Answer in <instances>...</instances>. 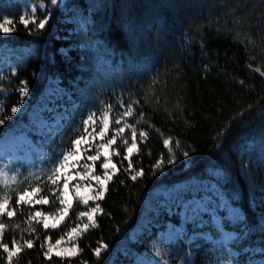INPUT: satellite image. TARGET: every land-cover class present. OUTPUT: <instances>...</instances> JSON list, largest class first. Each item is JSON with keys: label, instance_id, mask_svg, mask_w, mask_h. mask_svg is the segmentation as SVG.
I'll list each match as a JSON object with an SVG mask.
<instances>
[{"label": "trees", "instance_id": "trees-1", "mask_svg": "<svg viewBox=\"0 0 264 264\" xmlns=\"http://www.w3.org/2000/svg\"><path fill=\"white\" fill-rule=\"evenodd\" d=\"M46 7L52 8L50 0ZM8 11L12 31L6 36L0 33V49H10L16 56L8 67H0V98L7 105L0 108L4 121L0 139L15 128L29 139L39 138L29 121L47 102L49 86L60 94L48 101L51 108L42 111L48 124L57 121L56 110L67 111L65 120L55 123L57 131L49 140L52 153L55 146L60 154L71 152V141L85 135L82 120L90 113L102 116L109 106V138L113 130L130 125L112 146L110 159L118 172L107 182L104 199L95 203L102 209L95 217L97 226L74 241L75 256L49 253V259L44 253L80 224L79 212L85 206L74 202L57 228L45 229L35 212L56 213L59 188L52 193L55 187L46 178H37L32 186L41 189V197L49 203L32 206L16 204L20 191L9 193L7 210L0 215L4 225L0 243L11 249L15 240L22 248L12 264H129L166 222H181L177 212H160L149 231L131 240L146 201L158 188L193 179L213 181V191L224 198L222 210H216L222 230L234 238L225 246L208 242L206 249L203 245L192 249L193 243L180 235L169 244L170 262L204 264L205 258L206 264H253L264 257L259 229L264 220V0H65L62 8L51 11L43 30L35 23L25 27L18 9ZM67 14L93 23L109 60L118 67L107 84L92 82L89 63L76 51L64 50L79 36L65 19ZM46 15L38 9L37 23ZM25 85L29 94L22 98L19 88ZM24 105L28 109L22 113ZM129 105L133 114L124 117ZM12 107L18 112L13 114ZM117 119L121 124L115 123ZM133 128L139 148L131 158L134 171H144L135 182L124 159ZM140 131L147 133L143 143ZM164 139L171 140L175 163H166L169 151ZM161 157L165 166L153 175V165ZM227 206L243 218L228 217ZM7 211L14 215L9 217ZM209 228L217 233L212 225ZM28 239L33 241L30 249L24 243ZM101 244L107 247L97 258L94 250ZM0 264H9L3 248Z\"/></svg>", "mask_w": 264, "mask_h": 264}, {"label": "rangeland", "instance_id": "rangeland-1", "mask_svg": "<svg viewBox=\"0 0 264 264\" xmlns=\"http://www.w3.org/2000/svg\"><path fill=\"white\" fill-rule=\"evenodd\" d=\"M39 3L41 2L38 0H0V24L4 23V17L9 18L6 13L11 9H18L21 14L27 13L28 18H30V9L33 6L38 7ZM65 19L72 23L73 31L79 36L64 50L76 51L81 55L82 60L86 64L89 63L88 67L93 75L91 79L92 82L103 85L107 84L109 82L108 79L114 77L115 73H118V67L109 60L106 48L99 41L93 23L88 18L82 17L81 15L67 14ZM4 27L10 28V24H4ZM0 33L3 36L8 35L4 34L2 31H0ZM12 56H16L14 51L5 48L1 49L0 67L3 66L2 64H4L3 67H8L12 62ZM56 89L57 88L54 86L48 87L46 93L47 102L43 103L39 107V111L34 112L30 118L29 123L31 124V129L35 134L41 135L39 140H30L17 130L8 132L0 139V202L7 200L9 203L7 196L11 192H16V190L20 191L17 194L18 199L20 194L24 191L32 193V189L35 188L32 186L33 181L41 177L46 178L51 187H55L52 188V193H57L59 188V199H64V197L60 195L61 192L65 191L63 189V178L64 176H71L74 178H69V199L73 200V203L77 201L85 206L81 198L94 194V191H99L104 186L100 181L93 179V176H100L101 180L105 181L106 184L109 181L104 173L107 171L109 175L112 174L111 165L107 170L101 168L100 165L104 162L106 154L111 157L113 145L110 146L107 152L104 148L99 147V145L111 139L109 138L111 124L104 139H101L97 135L94 141H89L93 145L91 151H86L78 155L79 167L69 168L68 171L64 172L57 185L51 183L49 179V176L52 174L51 170L54 163L58 162L57 157L62 158L63 154L59 153L60 150L57 149L56 146L53 148L54 153H52L50 151L51 142L49 140L52 135L56 133L55 131H57V129L55 130V123L63 122L67 117V111L64 108L56 110L54 114L57 121L52 122V124H48L49 121L43 117L42 111L51 108L48 101L52 103L55 101L56 97L59 98L60 92ZM76 105L77 104H73V106ZM26 109H28V105H24L22 113H24ZM41 120L44 121L46 126L41 127ZM102 126V116L96 115V131L99 132ZM89 131H91V128H89ZM74 151L75 149L73 147L71 152ZM98 153L99 159L97 161L92 162L87 159L89 155H96ZM72 163H76V161ZM84 165H88V167H84ZM98 171L101 172V175L96 174ZM77 172L80 174L77 175ZM215 173L219 174L221 172L215 171ZM87 185H91L92 187H86ZM214 189L215 185L213 181L207 182L206 180L184 181L172 188L156 189L152 196L146 201L137 225L130 232L131 240L135 241L139 234H142L145 230L149 231L151 226L154 225L155 219H159L158 214L160 212H177L181 222L179 225L166 222L165 229L159 230L155 238L145 246L146 248L143 253L135 255L132 258V262L129 264H144V262H154V264H184V262H170V256L168 255L170 242L180 235L186 236V241L188 243H193L191 246L192 249H197L202 245L206 249V243L208 242L222 244L223 246L229 243L234 238V235H230L222 230L219 215L216 213V210L218 212L222 210L224 198L217 191H213ZM42 194L43 192L40 189L32 193L31 199L25 197V200L21 202L31 206L38 205L34 202L36 199L42 198ZM95 203L96 201H90L89 205L85 206V211L95 206ZM65 206H67V202L65 205L60 204V209ZM59 210L54 214H41L39 217L35 216V219L40 221L43 225L44 217L48 216L49 228H52L51 224L53 221L59 218ZM227 216L234 219L242 218L241 212L230 206H227ZM80 220L81 228L84 223H88L87 217L80 218ZM62 222L63 221H61V223ZM211 225L219 234L218 236L217 233L209 228ZM259 229L264 243V220L260 221ZM60 240V245H56L55 243L48 245V249L49 247L55 246L51 252L52 254H56L58 251L63 253L66 248L71 246V242L68 241L67 235ZM157 251L160 253L159 256L156 255ZM59 256L69 257L67 255ZM191 256L192 253L188 255V259L191 258ZM203 262L206 264L205 258H203ZM224 264L235 263L228 261ZM257 264H264V258Z\"/></svg>", "mask_w": 264, "mask_h": 264}, {"label": "snow or ice", "instance_id": "snow-or-ice-1", "mask_svg": "<svg viewBox=\"0 0 264 264\" xmlns=\"http://www.w3.org/2000/svg\"><path fill=\"white\" fill-rule=\"evenodd\" d=\"M50 4L52 6L51 9L46 7V0H42V2L39 3L38 7L33 6L30 9V13H31L30 18H28L27 13L21 14L19 17L20 22L23 23L25 25V27H27L29 23H35L36 28L38 30L45 29L46 24L49 22L51 11L54 9H57V8H62L65 4V0H50ZM38 8L46 11L48 13V15H46L43 19H39V21L37 23L36 13H37ZM11 23H12V20H10L8 17H4V23L0 24V31H2L4 34H9L12 31V29L4 27V24H11ZM253 70L260 72L259 68H255ZM261 75H264V72H261ZM0 80H2V77H0ZM53 83H55V81H53ZM19 94L22 98L29 94V89L27 88L26 85L19 88ZM20 103L21 104L23 103V99H21ZM6 106L7 105L5 103H3L2 98H0V108H5ZM121 107H124V105L121 104ZM11 112L13 114L17 113L18 108L12 107ZM132 114H133V107L131 105H129L127 107V110L123 113V116L128 117V116H131ZM109 117H110V106H109V111H105L102 115L103 126L99 129V132L96 131V115L95 114L90 113L87 116V118H84L82 120V123L84 125L85 135L80 136L79 138H76V139L71 141V143L75 149L74 152L69 153L66 151L63 153L62 158L57 157L58 162L54 163V166L51 170L52 174L49 176V179L51 180V183L53 185L58 184V181L61 179V176H63L64 172L68 171L69 168H76V167L80 166L77 157L79 154H81L83 152L91 151V148L93 145L89 142L90 140L94 141L97 135L101 139H104V137H105L106 133L109 131V127H110ZM3 123H4V121L0 120V125H2ZM115 123L121 124V120L117 119L115 121ZM40 125H41V127L46 126L44 121H42V120L40 121ZM128 127H130V125L125 124L123 127H119L117 129H115L114 134L112 135V138L108 139L105 143L100 144L99 147L104 148L107 152V150L110 148V146L116 144L117 135L124 133L126 128H128ZM89 128H91V131H89ZM146 136H147L146 132H144V131L139 132L140 143H143L145 141ZM124 143L127 145V140H125ZM163 144L166 148H168V151H169V158L167 159L166 163L167 164L175 163V154L173 152V149L170 146L171 140L170 139H164ZM177 147H179L178 143H177ZM134 150H136L137 152L139 151L138 142H137V133L135 131V128H133V130H132V143L130 146L126 147L127 155L124 156V159L129 161L128 168L126 171H128V173L130 175V179L133 182H135L138 178H142L144 176V171L142 168L139 169L138 171H134V165H133L132 159H131L133 156ZM115 154L119 155L120 153H119V151H116ZM183 155L187 157L189 155V153L187 151H185L183 153ZM87 159L89 161L95 162L99 159V153L96 155H89L87 157ZM73 161H76V163H72ZM110 165L112 168V174L109 175L107 171H105V173H104V175L107 177V180H109V181L112 180V178L115 174H117L118 169H117V165L115 163H113L112 160L110 159V157L106 154L104 162L100 165V167L107 170V169H109ZM164 166H165V161H164L163 157H161L153 165V175L156 174L157 170H162ZM84 167H88V165H84ZM133 171H134V174H133ZM76 174L79 175L80 173L77 172ZM69 178H74V177L64 176V178H63V189L65 191L60 193V195L64 197V199H60V204L65 205L67 202V206L62 207L59 210L60 211L59 218L55 219L53 221V223L51 224L52 228H57L59 226V224L61 223V221H64L65 218L69 215V211L73 207V200L69 199V193H68ZM93 179L100 181V183L104 186L99 191H94V194L81 198L83 201V204L85 206H88L90 201L95 202V201L104 199L105 193L108 190L105 181L101 180L100 176H93ZM86 187L91 188L92 186L87 185ZM39 190L40 189H38V188H34V189H32V193H35ZM32 193H29L28 191L22 192L19 196V199L16 201V204L19 205L21 203V201L25 200V197H29V199H31ZM57 198L59 199V197H57ZM34 203L35 204H48L49 200L47 198H38L35 200ZM7 206H8L7 200H5L4 202H0V215L5 214ZM97 213H102V209L100 208V205L98 203L95 204V206L90 207L88 209V211H80L79 212L78 219L83 218V217H87L88 223H84L82 228H81L80 224H77L76 227H73L70 231H68L66 233V235L68 237V241L71 242V246L66 248V250L63 253L58 251L56 253L57 255H67V256L71 257V256H75L77 254L78 246L73 241L75 239H78L80 236H82L84 232H87L90 226L91 227L97 226L96 219H95ZM7 215L9 217L13 216L14 211H7ZM35 216H37V217L41 216V212L40 211L35 212ZM48 220H49V217L45 216L44 217V223H43V227L45 229H48L50 227ZM3 228H4V225L2 223H0V232H2ZM24 243L26 244V246L29 249L33 247V241L31 239L26 240ZM55 244L60 245L61 240H56ZM53 247H55V246L49 247L48 251L44 253L46 258L50 259L49 253L52 252ZM106 247H107V245L101 244L99 247H97L94 250V254L97 256V258H99L101 256L102 250L105 249ZM0 248H3L4 252L7 253L9 264H12L13 256L16 253L22 251V248L17 246V242L15 240L13 241V246L11 249L5 243H0ZM156 255L157 256L160 255L159 251L156 252ZM144 264H154V262H144Z\"/></svg>", "mask_w": 264, "mask_h": 264}, {"label": "bare ground", "instance_id": "bare-ground-1", "mask_svg": "<svg viewBox=\"0 0 264 264\" xmlns=\"http://www.w3.org/2000/svg\"><path fill=\"white\" fill-rule=\"evenodd\" d=\"M41 10V9H40ZM193 180H196V179H193ZM192 181V180H191ZM223 183V182H222Z\"/></svg>", "mask_w": 264, "mask_h": 264}]
</instances>
